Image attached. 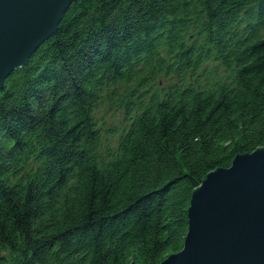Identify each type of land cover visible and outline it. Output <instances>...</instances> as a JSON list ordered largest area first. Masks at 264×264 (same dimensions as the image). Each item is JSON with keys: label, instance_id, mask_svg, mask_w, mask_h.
Segmentation results:
<instances>
[{"label": "trees", "instance_id": "obj_1", "mask_svg": "<svg viewBox=\"0 0 264 264\" xmlns=\"http://www.w3.org/2000/svg\"><path fill=\"white\" fill-rule=\"evenodd\" d=\"M263 146L264 0H76L0 90V264H159Z\"/></svg>", "mask_w": 264, "mask_h": 264}, {"label": "water", "instance_id": "obj_2", "mask_svg": "<svg viewBox=\"0 0 264 264\" xmlns=\"http://www.w3.org/2000/svg\"><path fill=\"white\" fill-rule=\"evenodd\" d=\"M74 1L0 0V90ZM159 264H264V146L206 174L191 194L182 249Z\"/></svg>", "mask_w": 264, "mask_h": 264}]
</instances>
